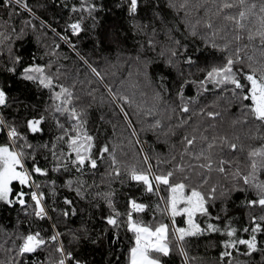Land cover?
<instances>
[{"label":"snow or ice","instance_id":"snow-or-ice-1","mask_svg":"<svg viewBox=\"0 0 264 264\" xmlns=\"http://www.w3.org/2000/svg\"><path fill=\"white\" fill-rule=\"evenodd\" d=\"M239 6L236 14H229L226 10ZM169 6L183 9L184 3L177 6L174 0H170ZM36 7H43L37 5ZM65 8L69 6L64 4ZM117 8H125L129 17H137L141 11V0H122L116 4ZM0 8L7 12L8 20L3 21L4 31H0V45L7 48L11 67L7 72L16 74L19 71V79L30 82L41 92H47L43 111L29 118H24L17 123V117L11 120L4 114L6 109L13 105H19V98L9 96L8 89L0 87V204L9 209L19 207L25 217L29 218V230L15 233L11 247L5 249V259L0 264H28V259L38 251H46L48 255L44 261L32 260V264H88L77 254L81 241L90 242L93 245L102 243L106 238L105 233L111 232L113 243L120 242L121 232L125 237L130 234V247L127 249V264H164L163 258L169 257L173 251L182 257V264H190L188 257V242L190 238H200L208 234H219L220 264H239L234 259V253L251 256L257 251L264 253L260 248L261 241L257 234L264 233V135L259 134L264 129V0H236L235 3L221 0L215 5V12L211 16L218 19L219 24L206 19L203 22L205 32L202 35L203 45L213 49L219 57L205 58L201 60L196 53L188 54V46L182 45L179 39H173L171 29L166 33L170 41L169 46L161 50L160 55L165 57V69H181L178 72L176 98L178 106H169L168 111L179 113V125L184 126L187 120L184 117L192 111L198 98L208 92H212L218 101H227L228 104H237L240 117L231 121V124L251 123L256 132L249 135L250 139L260 140L259 146L245 145L238 136L229 137L227 134H217L216 124L211 123L208 128L201 131L193 128L191 133L182 137V151L178 153L179 159L173 155L168 160L157 158L156 165L152 164V158L140 148L142 159L138 163H129L127 160L118 159L116 146L109 147V143L97 145L98 135L88 129V113L81 103V97L75 89L76 81L72 86L63 82L66 79L64 73L57 67L53 71V60L44 63L33 62L17 68L23 61L20 55H13V48L8 43L13 39H22L26 29L35 30L33 19H38L34 6L29 0H0ZM104 10L102 3L96 0H80L79 4H72L69 9V21L66 23V32L79 38L84 31L85 19L92 21L91 31L98 27L96 13ZM27 13V19L22 21L19 32L10 24L13 17H20ZM80 13L78 19H71L72 14ZM86 14V15H85ZM157 15H159L157 13ZM200 21H197L199 24ZM197 24H191V35L197 36ZM41 27L44 22L41 21ZM51 28V26H48ZM133 28L137 32L147 35V24L134 23ZM53 33L56 29L51 28ZM229 33L231 38H229ZM60 40L76 52L78 58L103 85L107 96L101 97V103H107L110 107L122 114L127 127L131 130L132 137H138L137 131L131 122L128 108H135L138 116L155 117L157 104L166 103L162 93L171 95V90L161 87L165 77L160 73L154 80L150 73L151 61L136 57L137 73L150 83H157L160 90L154 92V103L149 108H144L143 103H137L134 96L123 90L121 85L115 86L105 83L104 76L97 70L87 58L80 54L77 46L67 34L56 33ZM156 29L152 28L151 35L147 39V45L154 50ZM116 40V37H113ZM248 43H243L244 40ZM259 41L256 45L254 42ZM143 47V45H141ZM252 47L260 53L259 57L248 55L247 49ZM59 44L50 50L52 56H57ZM200 52V48L196 49ZM45 55H49L46 50ZM43 59V57H41ZM58 63V60L56 61ZM188 69V77L182 70ZM195 68L201 75L200 79H192L191 69ZM81 83H83L81 81ZM91 84V81H88ZM187 85L196 88L197 95L185 98L184 92ZM138 87V85H136ZM97 89L92 88L87 93L93 101L96 100ZM140 95H144L140 93ZM250 101V103H245ZM35 110V105L32 106ZM27 111V105H25ZM199 113L215 121L221 117L218 111L205 107L199 109ZM48 118L54 120L56 135L50 141L34 145L28 140V136L20 129L24 127L27 133L36 134L43 132V124ZM170 118V117H169ZM162 127L161 120L154 118L148 124V129L156 131ZM212 130V135L208 134ZM115 132V126H113ZM132 141L129 140V144ZM135 143L140 144L137 138ZM43 150L44 159L50 166L41 167L37 156ZM247 163L241 168L239 161L233 156L236 152H245ZM108 160V168L101 175L100 183L95 181L89 184L85 179L86 174H95L98 166ZM29 161L31 164L29 166ZM171 163V168H162L161 165ZM215 173L232 182L231 188L223 184L211 183V176ZM55 174L57 179L48 177ZM125 179L122 184L134 186L138 190L153 194L158 197L155 207L161 215L166 216L167 221L158 220L155 213L150 221L143 218L149 204L130 194L126 195V206L123 211L117 207L116 191L111 182ZM38 177L43 178L41 182ZM195 178V179H194ZM101 185H106L104 190ZM210 185V186H209ZM219 185V195H218ZM47 189V192L45 191ZM67 189L74 192L80 200H86L100 211V220L103 222V231H93L86 223L77 229L65 228L60 231L59 222L65 224L70 217L77 214L76 205L67 195L60 197V190ZM162 189L166 195H162ZM241 191L254 194L255 198L243 201L249 209L259 208V216L249 214L248 223L238 228L233 223V218L227 215V207L221 211L225 214L222 220L220 215L212 216L209 206H215L217 199L227 201L231 192ZM61 200L64 208L57 207ZM51 201V204H49ZM104 203L107 209H101L100 203ZM164 207L161 208L160 204ZM50 212L56 213L53 220ZM180 217L183 224H179ZM213 220L216 223L212 222ZM49 222L50 227L44 228L43 222ZM19 222V221H18ZM32 223L37 227L33 231ZM244 233L246 235H240ZM69 237L66 246L64 236ZM243 246V250L241 248Z\"/></svg>","mask_w":264,"mask_h":264},{"label":"trees","instance_id":"trees-1","mask_svg":"<svg viewBox=\"0 0 264 264\" xmlns=\"http://www.w3.org/2000/svg\"><path fill=\"white\" fill-rule=\"evenodd\" d=\"M80 0H29L30 5L34 6L38 19H33L35 24V30L31 27L26 29L25 35L22 39H13L8 43L13 48V55H20L23 61L17 68H22L24 65L33 62L35 57L36 63L46 64L49 59H52L53 71L57 67L64 73L66 79L63 80L69 86H72L73 81H76L75 89L77 94L81 97V103L86 107L88 113V129L91 133L98 135L97 145L103 143H109V147L116 146V155L118 159L127 160L129 163H138L142 156L140 155V148L143 147L146 152L152 158V164L156 165L157 158L161 160H168L173 155L178 157V153L182 151V137L186 133H191L193 128H198L203 131L208 128L211 123L216 124L217 134H227L229 137L240 138V141L245 145L251 144L253 146H259L260 140L250 139L249 135L256 132V129L251 123L236 124L233 126L231 121L240 117V111L237 104H228L227 101H218L216 96L212 92H208L198 98L195 105H192V111H190L184 119L187 120V124L184 126L179 125V113L173 114L168 111L169 106H178L179 100L176 98L178 72L181 69H165L164 60L165 57L160 55L161 50L169 46L170 41L166 33L171 29V36L173 39H179L182 45H187V53H196L201 60L211 57H219L211 48H206L203 45L202 35L205 32L203 22L206 19H212L213 23L219 24V20L211 16L215 12V5L220 3L221 0H174L177 6L181 3L186 5L185 8H172L169 6L170 0H141V11L137 17H129L126 14L125 8H117L116 4L122 3V0H96V3H102L104 10L96 13L98 20V27L93 32L91 31L92 21L85 19L84 31L81 32L79 38L72 36L70 31L66 32L65 25L69 21V9L72 4H79ZM228 2L235 3L236 0H228ZM251 3L252 0H246ZM258 3L259 0H256ZM64 4L69 7L65 8ZM37 5H43V7H36ZM229 14H236L239 11V6L226 10ZM157 13L159 15H157ZM86 15V14H85ZM80 13L72 14L71 19H78ZM27 13L20 17H13L10 24L14 25L16 31L19 32L23 26L22 21L27 19ZM8 16L6 10L0 8V31H4L3 21H7ZM41 21L44 22V27H41ZM197 21H200L197 24ZM147 24V35L141 32H137L133 28L134 23ZM191 24H197V31L200 35H191ZM56 29V33L67 34L72 42L77 46V50L87 58L98 71L104 76L105 83L115 86L121 85L123 90H127L129 95L134 96L137 103H143V107L149 108L156 101L154 100V92L160 90L157 87V83H150L143 76L137 73V61L136 57L139 55L142 59L151 61L149 66L150 73L153 79L163 73L165 79L161 84V87H167L171 90V95L167 92L162 93L163 100L166 103H158L155 117L138 116L135 108H128L131 122L134 125L138 137L131 136V130L127 127L122 114H119L118 110L110 107L106 102L101 103V97L107 96V93L102 84H100L97 78L91 73V71L83 64L78 58L76 52H74L67 43L60 40L56 33L51 31V28ZM152 28L156 29V35L153 37L155 40V48H149L147 45V39L151 35ZM116 37V40L113 37ZM229 38L231 34L229 33ZM243 43H248L245 39ZM256 45L259 41L254 42ZM59 44V48L56 50L58 55L52 56L50 50ZM143 45V47H141ZM200 48V52H196L197 48ZM46 50H49V55H45ZM248 55H254L259 57L260 53L254 51L252 47L247 50ZM43 57V59H41ZM58 60V63L56 61ZM9 62V54L7 48L0 45V87L8 89L9 96L12 98H19L22 103L19 105H13L11 108L5 110V115L11 120L13 117H17L16 109L19 108V115L17 117V123L19 124L22 119L39 115L47 100L48 93L41 92L35 85L30 82L22 81L19 77V71L16 74L7 72V67H11ZM185 73V78L188 77V69L184 67L182 69ZM192 79H200L201 75L195 68L191 69ZM81 81L83 83H81ZM88 81L92 83L89 84ZM138 85V87L136 86ZM92 88H96L95 93L96 100L93 101L90 96L87 95ZM143 93L144 95H140ZM185 98L196 96V88L193 85H187L184 92ZM245 103H250L246 101ZM25 105H27V111H25ZM35 105V110H33ZM209 108L210 110L218 111L221 113V117L215 121H211L205 115L199 113L201 107ZM170 117V118H169ZM154 118L161 120L162 127L156 131L148 129ZM115 126V132L113 131ZM22 132H25L28 136L29 142L34 145L43 144L50 141L51 138L56 135V128L54 120L48 118L43 124V132L31 134L27 133V129L21 127ZM208 134L211 136L212 130L208 129ZM260 135H264V129L259 130ZM141 141L140 144L135 143L136 139ZM4 137H0L2 142ZM129 140L132 141L129 144ZM236 160L239 161L241 168H244L246 160L245 152H236L233 154ZM37 160L41 167L50 166L49 161L46 162L41 149L40 155L37 156ZM31 161H29V166ZM108 160L105 157V162L98 166L95 174L89 172L86 174L85 179L89 184L94 181L99 184L101 175L108 168ZM171 163L161 165L162 168H171ZM49 179H57L55 174L48 177ZM264 178V177H262ZM38 179L43 182L42 177ZM125 177L122 175L119 180L111 182V186L115 189L117 207L124 210L126 206V195L130 194L137 197L140 202L149 204L150 207L146 209L143 214V218L146 221H150L155 213L158 220L167 221L166 216L161 215L156 210V203L158 197L153 194L143 192L142 189H137L134 186L128 184H122L121 181ZM195 179V178H194ZM223 184L226 188L232 187V182L218 177L215 173L211 176V183ZM57 183H62L61 179H57ZM210 186V185H209ZM106 185H101L100 190H104ZM47 192V189H45ZM162 195H166V192H161ZM67 195L76 205L77 214L74 217H70L65 224L63 220L59 222L60 231L64 232L65 228L77 229L81 224L86 223L89 228L94 232L99 230L103 231L104 225L100 220V211L93 207L86 200L78 199L74 192H69L67 189L60 190V197ZM219 195V185H218ZM249 198H255L254 194L247 192L234 191L231 192L227 201L217 199L215 206L210 205L209 211L212 216L220 215L221 219H225V214L221 209L227 207V215L233 218V223L238 228L248 223L249 214H255L259 216L261 210L259 208L249 209L244 206L243 201ZM100 207L104 209L105 213L107 209L104 207V203L101 201ZM51 204V201H49ZM57 207L64 208L61 200H58ZM160 207L164 205L161 203ZM53 220H56V213L50 212ZM19 221V222H18ZM179 224H183L180 217H177ZM212 222L216 223L215 220ZM44 228H49V222L45 221L42 225ZM37 227L36 223H32V230ZM29 230V218L25 217L19 207H13L9 209L7 206L0 204V260L5 259V249L11 247L12 240L15 238V233L27 232ZM240 235H246L240 233ZM112 233H105V239L102 243L93 245L87 241H81L77 254L84 260L88 261V264H127V249L130 247V234L125 237L123 230L121 232L120 242L113 243L111 240ZM258 240L261 241L259 247L264 248V233L257 234ZM65 244L68 245L69 237L64 236ZM219 234L213 233L200 238H190L188 242V257L190 264H220L219 251L221 250L219 243ZM243 250V246H241ZM48 255L46 251H38L28 259V264H32V260L37 262L44 261ZM234 259L239 264H264V253L260 251L255 252L251 256H245L243 254H233ZM164 264H182V257L175 251L169 256L163 258Z\"/></svg>","mask_w":264,"mask_h":264}]
</instances>
